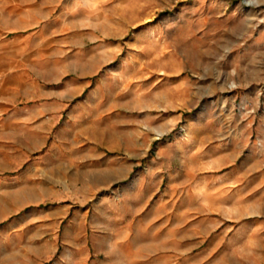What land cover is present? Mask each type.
I'll return each instance as SVG.
<instances>
[{"label": "rangeland", "instance_id": "374dc122", "mask_svg": "<svg viewBox=\"0 0 264 264\" xmlns=\"http://www.w3.org/2000/svg\"><path fill=\"white\" fill-rule=\"evenodd\" d=\"M0 264H264V0H0Z\"/></svg>", "mask_w": 264, "mask_h": 264}]
</instances>
